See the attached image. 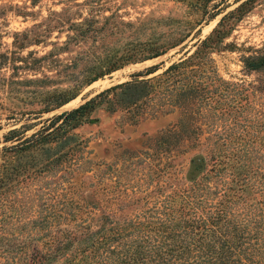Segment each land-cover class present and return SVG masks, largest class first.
<instances>
[{
  "label": "rangeland",
  "instance_id": "1",
  "mask_svg": "<svg viewBox=\"0 0 264 264\" xmlns=\"http://www.w3.org/2000/svg\"><path fill=\"white\" fill-rule=\"evenodd\" d=\"M229 10L227 34L214 48L164 72L193 53ZM71 21L81 25L72 29ZM22 31L41 34L22 49L29 59L41 56L37 66L18 72L37 80L17 83L12 92L0 88V148L12 143L3 140L8 129L22 124L30 126L27 134L48 124L43 133H51L5 160L15 170L0 187V229L32 237L26 249L46 251L68 240L66 251L86 246L87 231L107 227L110 216L145 208L183 185L191 157L223 145L226 132L242 136L235 137L241 145H261L244 133L261 123L258 116L264 119V88H254L264 87V70L246 69L242 58L264 49V0H0V51L12 49L14 33ZM149 67L156 68L145 73ZM123 81L130 82L110 89ZM79 84L73 98L42 111L44 91ZM87 101L73 118L53 121ZM21 238L0 241V262L23 255L9 249ZM98 256L110 261V252ZM97 259L87 248L82 264ZM62 261L57 254L47 264Z\"/></svg>",
  "mask_w": 264,
  "mask_h": 264
},
{
  "label": "trees",
  "instance_id": "2",
  "mask_svg": "<svg viewBox=\"0 0 264 264\" xmlns=\"http://www.w3.org/2000/svg\"><path fill=\"white\" fill-rule=\"evenodd\" d=\"M243 3L236 10L240 9ZM234 11L229 10L222 15L214 28L200 39L193 53L169 64L164 72L198 57L205 48H214L227 34L225 17ZM217 13L218 11L211 13L210 17ZM69 24L72 29L81 25L77 21H71ZM13 36L14 47L0 51V69H12L9 75H0V88L7 92L16 89L17 83L36 81L37 78L18 76V72L21 69H34L37 66L35 62L41 58L33 56L29 59L27 54L22 53L29 40L40 41V33L31 38L27 31L15 32ZM159 53L155 52L141 59ZM128 61L130 59L126 58L125 62ZM242 62L248 70H264V49L244 55ZM123 64L106 67L101 73L88 78L86 83ZM155 68L149 67L145 73ZM191 71L192 68L188 69V72ZM129 82L116 83L111 85L110 89ZM81 86L79 84L73 89L44 91L46 106L42 111L67 102L78 93ZM254 88L263 89V83L258 82ZM245 94L241 95L242 102L246 101ZM88 103L89 101L54 115L53 121L67 116L73 118ZM256 121L261 123L256 124L257 127L252 131L245 129L244 137H255L261 145H241L242 140L238 141L235 137L242 136L224 133L221 136L223 145H211L203 153L191 157L190 170L183 185H176L171 194L153 198L151 205L145 208L121 217L110 216V224L107 227L101 224L95 231H87L88 237L83 238L86 246L82 247L78 242L66 251L71 244V240H68L59 241L54 247L49 244L46 251L36 245L26 249V245L29 246L27 239L32 237L23 236V231H12L8 235L0 229L1 242L22 237L14 246H9V249H19L23 254L17 259L13 257L0 264H47L50 258L57 254L63 257L60 264H82L87 248L98 258L92 260L93 264H264V119L258 116ZM29 127L26 124H22L21 129L12 127L3 136V140H11L12 143L0 148L4 151V157H1L0 161V187L9 182L15 170V166L5 162L8 156L18 155L21 151L35 147V144L46 142L50 138V131L43 133L44 128H49V124L27 134L25 130ZM6 151L12 152L5 153ZM169 151L170 145L163 146L164 154ZM92 234L97 236L91 237ZM96 250L99 251L98 254L105 256L110 252V261L104 257L100 259ZM77 256L80 262L77 261Z\"/></svg>",
  "mask_w": 264,
  "mask_h": 264
}]
</instances>
